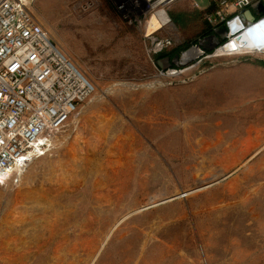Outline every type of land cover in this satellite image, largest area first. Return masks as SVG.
Masks as SVG:
<instances>
[{
  "label": "rangeland",
  "instance_id": "obj_1",
  "mask_svg": "<svg viewBox=\"0 0 264 264\" xmlns=\"http://www.w3.org/2000/svg\"><path fill=\"white\" fill-rule=\"evenodd\" d=\"M140 6L32 4L95 92L0 185V264H264V53L185 60L156 15L195 1Z\"/></svg>",
  "mask_w": 264,
  "mask_h": 264
},
{
  "label": "built area",
  "instance_id": "obj_2",
  "mask_svg": "<svg viewBox=\"0 0 264 264\" xmlns=\"http://www.w3.org/2000/svg\"><path fill=\"white\" fill-rule=\"evenodd\" d=\"M34 1L0 0V185L14 170L23 169L42 155H52L57 137L95 92L93 82L36 19L31 10ZM173 1L143 0V4L164 8ZM205 1L215 7L206 14L215 28L213 34L227 29L219 43L231 42L251 27L253 23L244 16L246 10L253 11L256 21L264 18L260 14L264 0ZM116 3L125 12L127 6L139 7L141 0ZM162 44L158 41V48ZM219 45L212 46L215 52L208 57L226 54L219 52Z\"/></svg>",
  "mask_w": 264,
  "mask_h": 264
},
{
  "label": "bare ground",
  "instance_id": "obj_3",
  "mask_svg": "<svg viewBox=\"0 0 264 264\" xmlns=\"http://www.w3.org/2000/svg\"><path fill=\"white\" fill-rule=\"evenodd\" d=\"M160 11V12H159ZM159 13H162L161 16H159L157 13L156 19L158 23H160V26L164 23H166L170 18L167 9H160ZM160 17V18H159ZM156 23L154 22L153 25ZM221 35H223V29L220 30ZM205 38H207L205 40ZM201 40V45H204L206 47H212V46H221V49L219 52L226 53L222 54L219 57H227V56H233V57H243L244 54H260L264 53V18L262 20H258L254 22L250 28H248L245 33L237 35L233 41H225L223 43H219V38H215L213 35L207 36ZM238 52H234L237 51ZM231 52L235 54H231ZM201 53L200 47H194L190 49L186 54H185V60H190L194 58L196 55ZM246 56V55H244ZM248 56V55H247ZM211 58H215L214 56H211ZM168 60H164L162 63L167 64ZM15 256L14 259L11 260L10 262L13 264L14 262L19 264V262H27L29 261L32 257L29 253L27 252H20L18 248H15ZM62 259L59 261L61 262Z\"/></svg>",
  "mask_w": 264,
  "mask_h": 264
},
{
  "label": "trees",
  "instance_id": "obj_4",
  "mask_svg": "<svg viewBox=\"0 0 264 264\" xmlns=\"http://www.w3.org/2000/svg\"><path fill=\"white\" fill-rule=\"evenodd\" d=\"M215 7L211 5L209 8L206 9H200L195 8L192 11H185L187 8H169L167 10L171 22L175 25V27L178 29L180 33L183 34L184 38V49L190 48L193 45H196L198 43V39L192 38L190 31L192 32H202L203 38L205 36L211 35L215 33V28L207 22L204 15L213 12ZM189 23H186V22ZM190 27V28H189ZM180 49V48H179ZM168 56L173 55H180L177 50H174L173 53H168ZM262 65H264V61H258Z\"/></svg>",
  "mask_w": 264,
  "mask_h": 264
},
{
  "label": "water",
  "instance_id": "obj_5",
  "mask_svg": "<svg viewBox=\"0 0 264 264\" xmlns=\"http://www.w3.org/2000/svg\"><path fill=\"white\" fill-rule=\"evenodd\" d=\"M260 14L261 15H263L264 16V4L261 6V9H260ZM244 16H245V18L249 21V22H251V23H254V22H256V16L254 15V13H253V11L252 10H246L245 12H244ZM223 29V35H221V33H219V32H217L216 34H212L215 38H219L220 40H223L224 38H225V35H226V33H227V29H226V27H223L222 28ZM194 47H200V49H201V52H204L203 51V48H207L206 46H204V45H201V41H200V44H197L196 46H194ZM193 47V48H194ZM213 47H211V48H208V49H212ZM177 59H179V56H177L176 57V60Z\"/></svg>",
  "mask_w": 264,
  "mask_h": 264
},
{
  "label": "crops",
  "instance_id": "obj_6",
  "mask_svg": "<svg viewBox=\"0 0 264 264\" xmlns=\"http://www.w3.org/2000/svg\"><path fill=\"white\" fill-rule=\"evenodd\" d=\"M194 1H195V3H197V5L199 6L200 9H206V8H209V6H210V4L207 3V1H205V0H194ZM168 19L171 20L170 18H168ZM168 21L162 25L166 26L169 23Z\"/></svg>",
  "mask_w": 264,
  "mask_h": 264
}]
</instances>
